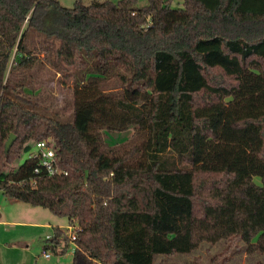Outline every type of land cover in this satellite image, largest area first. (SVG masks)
<instances>
[{"label": "trees", "instance_id": "16d2710c", "mask_svg": "<svg viewBox=\"0 0 264 264\" xmlns=\"http://www.w3.org/2000/svg\"><path fill=\"white\" fill-rule=\"evenodd\" d=\"M137 2L0 0V190L77 225L43 246L74 243L72 264H155L224 239L264 253V0ZM40 55L68 114L38 99ZM40 140L67 173L19 164Z\"/></svg>", "mask_w": 264, "mask_h": 264}, {"label": "rangeland", "instance_id": "374dc122", "mask_svg": "<svg viewBox=\"0 0 264 264\" xmlns=\"http://www.w3.org/2000/svg\"><path fill=\"white\" fill-rule=\"evenodd\" d=\"M117 1V0H114ZM66 7H72L75 0H60ZM183 0H175V4H182ZM148 3V0H138L137 5L142 6ZM40 59L44 60L43 65L31 70L34 81L33 86L38 93V99L50 108L59 110L61 113H69L70 108L66 107L71 101V92L60 82L59 75L55 74L45 63L43 55ZM65 109V110H63ZM133 129L126 132L115 133L112 135V143L119 142L123 138L131 137ZM34 148V144L32 145ZM28 156L24 153L19 164ZM18 165V164H17ZM260 182V178L256 177ZM31 212V213H30ZM0 214L1 219L7 221H37L45 225L20 224L12 225L0 222V264H72L71 250L65 254L55 253L48 250L50 258H46L43 252V246L47 241L48 235H53V227L61 225L63 229L69 225L66 217H60L43 207H34L29 203L18 199H10L3 195L0 190ZM32 215L33 218H23V215ZM29 219V220H28ZM227 239L216 243L202 242L201 245L189 253H177L173 255L157 254L155 255V264H210L212 258L216 259L215 264H255L257 261L264 263V253L255 252L247 254L245 244L236 240L233 245H229ZM227 253H223V252Z\"/></svg>", "mask_w": 264, "mask_h": 264}, {"label": "built area", "instance_id": "2783aa9c", "mask_svg": "<svg viewBox=\"0 0 264 264\" xmlns=\"http://www.w3.org/2000/svg\"><path fill=\"white\" fill-rule=\"evenodd\" d=\"M28 158H33L38 160V166L35 168V173L40 174L41 172H46L49 175L57 174V173H67L64 169H62L58 165V160L56 156V151L53 146V142L50 140H40L37 141L34 145V148H32L28 152ZM67 232L72 240L75 239V230L77 225H68ZM53 235H48L47 240L51 239ZM71 252L73 253L75 251V244L73 243L71 246ZM44 256L46 258H50L51 254L48 252V250L43 251Z\"/></svg>", "mask_w": 264, "mask_h": 264}, {"label": "crops", "instance_id": "0c3cea01", "mask_svg": "<svg viewBox=\"0 0 264 264\" xmlns=\"http://www.w3.org/2000/svg\"><path fill=\"white\" fill-rule=\"evenodd\" d=\"M31 213V212H30ZM2 215L0 214V222L1 223H5V224H12V225H20V224H34V225H45V226H49V224H42L39 223L37 221H26L25 219H18V221H7L6 219L3 220L1 219ZM23 218H33L32 215L28 214V215H23L21 216ZM29 220V219H28ZM57 226H61V225H57ZM62 227V226H61ZM67 227V226H66ZM71 254L73 255V253L71 252Z\"/></svg>", "mask_w": 264, "mask_h": 264}, {"label": "water", "instance_id": "95a60500", "mask_svg": "<svg viewBox=\"0 0 264 264\" xmlns=\"http://www.w3.org/2000/svg\"><path fill=\"white\" fill-rule=\"evenodd\" d=\"M15 138H16V135L15 134H11V136L7 140V143H6V150L7 151L9 150V148L11 147V145L13 144Z\"/></svg>", "mask_w": 264, "mask_h": 264}]
</instances>
